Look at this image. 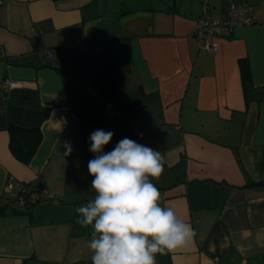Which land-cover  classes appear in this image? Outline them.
I'll list each match as a JSON object with an SVG mask.
<instances>
[{
	"label": "crops",
	"instance_id": "0c3cea01",
	"mask_svg": "<svg viewBox=\"0 0 264 264\" xmlns=\"http://www.w3.org/2000/svg\"><path fill=\"white\" fill-rule=\"evenodd\" d=\"M229 1L2 0L0 264H92L74 209L95 196L98 129L114 133L105 152L129 138L161 153L162 203L196 231L157 264H264V0H239L256 23L215 53L192 33ZM10 123L40 129L28 164L9 150ZM24 191L43 200L15 203Z\"/></svg>",
	"mask_w": 264,
	"mask_h": 264
},
{
	"label": "clouds",
	"instance_id": "9594fccd",
	"mask_svg": "<svg viewBox=\"0 0 264 264\" xmlns=\"http://www.w3.org/2000/svg\"><path fill=\"white\" fill-rule=\"evenodd\" d=\"M113 135L91 133L88 173L95 196L74 209L75 222L91 228L85 247L92 264H157L158 255L187 251L196 231L175 206L162 203L153 182L164 171L161 153L129 138L105 152ZM64 147L70 155L71 144Z\"/></svg>",
	"mask_w": 264,
	"mask_h": 264
},
{
	"label": "built area",
	"instance_id": "2783aa9c",
	"mask_svg": "<svg viewBox=\"0 0 264 264\" xmlns=\"http://www.w3.org/2000/svg\"><path fill=\"white\" fill-rule=\"evenodd\" d=\"M2 0H0V5ZM256 23V17L250 13L245 6L239 0H230L226 6H224L219 13L209 12L199 15L194 22L192 33L197 41V47L201 53H215L219 50V40L222 37L228 36L235 26L246 25ZM16 82L11 79H4L3 86L11 87ZM106 110L108 113L114 111V107L107 103ZM11 187L10 183H6V188ZM47 196H52L49 193H45ZM19 203H33L34 198L28 200L24 195H19L16 199ZM239 264H246L245 261H241Z\"/></svg>",
	"mask_w": 264,
	"mask_h": 264
},
{
	"label": "trees",
	"instance_id": "16d2710c",
	"mask_svg": "<svg viewBox=\"0 0 264 264\" xmlns=\"http://www.w3.org/2000/svg\"><path fill=\"white\" fill-rule=\"evenodd\" d=\"M7 130L9 133V150L18 161L28 164L41 140L39 127H24L10 123L7 126ZM257 183L260 184L264 182ZM24 193L27 192L24 191ZM24 197H26V195H24ZM33 203H30V205Z\"/></svg>",
	"mask_w": 264,
	"mask_h": 264
},
{
	"label": "rangeland",
	"instance_id": "374dc122",
	"mask_svg": "<svg viewBox=\"0 0 264 264\" xmlns=\"http://www.w3.org/2000/svg\"><path fill=\"white\" fill-rule=\"evenodd\" d=\"M30 193L32 194L31 196L28 193H21V194L22 195H26V197L28 198V200L31 199V198H34L35 201H34V204L33 205H35V204L39 203L41 200H43V197L41 195H38L36 192H30ZM14 202L17 203V201H15V200H14ZM27 204L30 205V203H27Z\"/></svg>",
	"mask_w": 264,
	"mask_h": 264
}]
</instances>
